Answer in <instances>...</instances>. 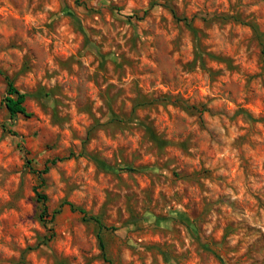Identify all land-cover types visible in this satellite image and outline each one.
I'll return each instance as SVG.
<instances>
[{
  "label": "rangeland",
  "instance_id": "1",
  "mask_svg": "<svg viewBox=\"0 0 264 264\" xmlns=\"http://www.w3.org/2000/svg\"><path fill=\"white\" fill-rule=\"evenodd\" d=\"M0 68V264H264V0H0Z\"/></svg>",
  "mask_w": 264,
  "mask_h": 264
},
{
  "label": "trees",
  "instance_id": "2",
  "mask_svg": "<svg viewBox=\"0 0 264 264\" xmlns=\"http://www.w3.org/2000/svg\"><path fill=\"white\" fill-rule=\"evenodd\" d=\"M0 74L4 76V78L6 79V82H7L6 93H5L2 101H3V104L5 105V107L7 108L10 117L15 118L18 114H22L24 116L30 117L32 115V113L28 110V108L26 106V100L29 97V94L22 91L15 84L14 78L11 77L9 74H7L5 71H3L1 68H0ZM10 131L14 132V134H17L16 131H13L12 129ZM61 158L62 157H60V159ZM56 160H57V158L53 159V162H55ZM47 170H48V168H46L44 170V172H46ZM35 191L38 195V200L40 202H42V204L44 206L42 214H41V218L43 220H46L43 213L47 211V206H46L47 196L44 193H42L41 191H39L37 186L35 187ZM68 204L70 206H72L73 208H75L73 203L68 202ZM78 210L83 214L85 220H90V219L94 220L102 226V221L99 217L88 215V213L85 209L78 208ZM100 238H101V243H102L103 240H102L101 235H100Z\"/></svg>",
  "mask_w": 264,
  "mask_h": 264
}]
</instances>
